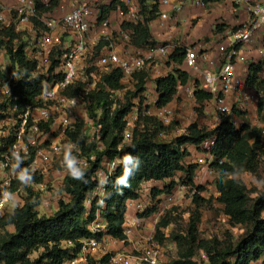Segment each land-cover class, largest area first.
Instances as JSON below:
<instances>
[{
  "label": "built area",
  "instance_id": "2783aa9c",
  "mask_svg": "<svg viewBox=\"0 0 264 264\" xmlns=\"http://www.w3.org/2000/svg\"><path fill=\"white\" fill-rule=\"evenodd\" d=\"M44 1L47 0L42 2L48 6L50 0ZM113 1L119 2L115 12L125 18L123 23L130 24L127 29L115 26L112 20L113 12L109 18L101 19V11L96 8L97 0H82L60 16L54 14L57 7L44 12L38 0H15L11 5L0 0V138H15L10 151L0 157V176L4 181L0 194V216L9 209L12 211L23 206L24 201L18 197L20 189L12 192V188L17 185L19 175L27 173L28 170L45 178L54 157L67 154L71 157L70 164L83 169L90 166L94 160L93 154L81 155L79 145L69 138L79 125L88 137V142L98 144V150L104 148L100 143V129L89 115L90 96L101 89L110 93L116 106L117 99L114 95L123 90L111 91L104 86L102 79L105 75L120 70L124 83L136 73L156 69L159 59L169 60L177 49L175 45L168 43L145 48L134 46V31L131 25H137L141 21L139 4L136 0H112L109 4ZM159 1L160 6L171 7L173 12H180L185 5L184 0ZM225 1L241 4L248 0ZM194 3L204 5L203 0H194ZM122 6L126 7V11ZM248 14V21L232 34L224 47L222 63L215 70L207 69L202 72L204 84L208 87L207 92L211 93L218 103L220 123L231 113L227 98L238 95L244 86L237 77V66L249 62L246 47L259 35L264 36V0L250 5ZM159 19L162 22L167 21L170 15L160 12ZM183 50L185 67L200 72V53L193 48ZM19 51H22L27 61L35 65L29 79H41L46 85L44 94L38 97L35 103L25 106L20 104L19 96L14 95V88L24 74L19 61L15 59ZM69 89H77L76 95L68 94ZM181 90L195 97V87L191 84L181 87ZM143 96L147 99L143 109H136V113L132 112L127 117V128L131 126L133 119L138 120L141 117L154 118L164 125L173 123L176 118L175 110L169 105L159 107V94L150 98L147 90ZM252 98L248 97L246 104L252 102ZM260 130L264 136V130ZM180 131L184 135L188 134L187 129ZM93 138L97 141H93ZM130 138L131 135L126 132L125 141ZM214 145L215 138H211L205 140L198 148L205 153V157L194 159L190 163L198 166L197 175L206 174V170L211 168L209 165L212 163L211 151ZM207 160L209 164L205 165ZM104 163L108 173L105 179H100L101 185L91 193L87 201L88 209L91 207V199L104 198L106 180L118 167L119 160ZM64 173L66 175V171ZM210 174H214L212 168ZM146 185L147 183L142 186L140 198L129 202L135 203L136 210V217L127 215L124 224L131 251L113 252L106 248L104 238L108 235L107 223L98 211L96 219L90 225V231L95 236L84 239L79 256L67 264H164L165 248L156 238V228L166 211L176 206L178 196L174 190L172 194L155 201L151 198L154 187ZM39 186L42 190L45 184L41 183ZM64 186L62 179L55 189H63ZM190 188L192 187L183 182L177 192H185ZM195 190L193 189L192 193H196ZM52 200H58L54 193L47 195L42 206L54 211L58 209V202L66 201V198L63 193V198L58 202L53 203ZM153 208L156 211L152 216V227L149 228L148 220L143 216ZM97 235H102V240Z\"/></svg>",
  "mask_w": 264,
  "mask_h": 264
},
{
  "label": "trees",
  "instance_id": "16d2710c",
  "mask_svg": "<svg viewBox=\"0 0 264 264\" xmlns=\"http://www.w3.org/2000/svg\"><path fill=\"white\" fill-rule=\"evenodd\" d=\"M136 1L143 12V20L137 25H131L134 31L133 45L138 48L159 45L153 38L151 23L159 18L160 1ZM222 1L224 0H203L206 5ZM38 4L44 12H48L59 6V0H50L48 6L38 0ZM118 5L119 2L113 1L101 7V19L109 18L111 13L118 9ZM122 7L126 11V7ZM223 26L217 25L216 31H222ZM122 27L128 28L129 25L123 23ZM15 59L19 61L24 74L14 88V95L19 96L22 106L33 104L44 94L46 85L41 79H29L35 65L26 60L22 51L18 52ZM184 61V50L176 49L168 60L171 71L156 80L159 107L170 105L180 88L190 83L191 77L184 69ZM262 71V64L249 65L245 82L247 88L260 95H264V79L260 77ZM123 77L120 70H115L110 75H105L102 81L111 91H119L124 89ZM132 77L137 80L136 91L125 104H116L114 109V100L110 93L100 89L90 96L89 115L93 119L96 118V126L101 132L100 143L104 147L102 150L97 149L98 144L88 142L81 125L69 135L71 141L79 145L81 155L93 154L94 160L85 169L69 164L64 179L65 186L62 189L66 201L61 200L57 210L42 215L39 208L44 202L43 195L36 193L33 188H28V196L23 206L6 211L0 216V264H66L79 256L84 239L95 236L90 231V225L96 219L98 211L107 223V234L114 240L128 245L129 238L125 233L124 224L129 202L140 198V191L145 183L172 180L179 173L182 174V182L195 186L197 166L185 164L188 151L182 148L186 145L199 148L205 140L211 138H215V145L211 151L213 161L210 167L217 176L215 185L219 192L218 202L223 205L224 214L233 225H250V228L236 243L217 239L202 240L197 230L198 217H193L187 235L180 241L181 258L175 264H205L203 261L198 263L194 260L197 250L207 255V264H255L263 260L264 193L250 201V191L239 177L242 173L254 172L258 160L264 155L261 130L250 128L248 125L237 129L227 118L211 131L194 123L188 127V134L179 137L176 142H164L150 133V125L146 122L143 125L138 123L131 139L125 141L127 117L136 108L134 101L141 100L147 91L150 71L145 70ZM199 86L198 83L195 86L196 102L203 105L212 101L214 96L199 89ZM76 90L69 89L68 94L74 96ZM151 119L154 118H147ZM14 141V137L0 138V157L10 151ZM128 157L132 158V162L126 165L124 161ZM112 160H119V165L106 180L105 196L91 199V207L88 209L87 201L91 193L101 185L98 173L103 169L105 161ZM126 169L130 171L125 178ZM76 172L81 175L77 177ZM122 179L123 183L120 182ZM34 180L37 184L43 183L41 177ZM173 184L172 182L168 186L167 192L173 189ZM17 190L19 187L14 185L12 192ZM165 191L157 192L155 188L152 190L155 196ZM145 214L143 218H146ZM165 216L156 228V238L161 244L167 237L165 229L170 225ZM10 227L13 229L9 231ZM97 237L102 240L103 236ZM63 244L67 246L64 247ZM40 250H43L41 255L32 260L31 255Z\"/></svg>",
  "mask_w": 264,
  "mask_h": 264
},
{
  "label": "rangeland",
  "instance_id": "374dc122",
  "mask_svg": "<svg viewBox=\"0 0 264 264\" xmlns=\"http://www.w3.org/2000/svg\"><path fill=\"white\" fill-rule=\"evenodd\" d=\"M111 1L112 0H97L96 8L100 9L103 6L109 5V2ZM258 1H262V0H248L245 3L246 13H248L249 6L252 5L254 2H258ZM12 3L13 2H11V4ZM184 8L185 5L183 6V9L180 12H182ZM139 9L141 11V20H143V12L140 7ZM126 14L128 15V11L126 12ZM116 17H118L117 18L119 21L118 25L122 26L123 22L126 21L125 18L119 14H117ZM223 27L225 28V26ZM123 29H127V28L124 27ZM238 29L239 27L231 29L230 31L232 32L231 34H233ZM258 48H261V50L264 49L263 39L262 41H259L255 45V49ZM221 63L222 60H220L219 65ZM253 63L263 65V71L260 74V77L261 79H264V53L260 54V56L258 57H252L251 61H249L248 64L251 65ZM157 65L162 66V68L165 70L169 66V62L165 58H161L157 61ZM202 69L200 70V72L196 71L195 69H188V71H190L193 77L190 84L195 87L198 83L200 84L199 89L208 91V87L204 84L203 73H202L204 70H206V67ZM146 71L149 72L151 70L147 69ZM163 75L166 74H161V76ZM245 82L246 80L243 82V85L245 87L243 86V88L241 89L243 93L239 94L238 96L239 98L236 95L227 100V103L231 109V113L228 116V118L232 123H234L237 129H241L243 126L248 125L250 128H254L257 130H260L262 128L264 130V95L263 94L258 95L256 91H254L251 96L249 94H245L247 91L249 92L251 90L246 87ZM123 84H124V89L120 93L114 95V98L117 99V104H125L128 101L132 93L136 91L137 80H135L133 77H129L127 80L124 81ZM150 89H152V91L149 92V95L151 96L150 98H153V96L155 95L153 88L151 86L146 87V90H150ZM246 96L253 97L254 104H253V98H252V102L246 104V100H244V97ZM146 100H147L146 97L143 96L141 100L134 101L136 108H134L133 113H136V109L141 111L143 109V104ZM190 100L191 101L188 105V110H187L190 117L188 122H186L185 127H184L185 123L183 124V122L178 121L177 118H174V121L171 125H164L161 121H158L156 119L147 120L141 117L138 120L135 119L132 120L131 118L132 120L131 126L128 128L126 127L124 137L126 132L129 133L132 137L133 131L138 123L143 125L144 123L148 122V124L150 125L149 126L150 133H152V135L155 136V138L158 137L164 142H176V140L179 137L183 136L184 134L182 132H179L180 130L179 127L181 126L183 127V129L188 130V127L190 125L197 123L201 128L211 131L216 129L220 125L218 103L214 99L212 101L205 102L203 105H199L196 101L192 99ZM114 108L115 106L113 107V109ZM260 109H262L261 113H260ZM180 112L182 111L180 110ZM95 119L96 118H94V122H96ZM94 131L95 130H92V132ZM261 138H262V144L264 145V136L262 135ZM92 140L97 141L96 138H93ZM187 147L188 145L184 146L182 149H186L188 151ZM190 155L191 153L188 151V157ZM58 157L59 156L54 157L51 165L49 166L50 171H48L46 176H48L49 173L51 175L53 171H60L62 172V174L63 172L66 171L67 173V168L70 164V158H71L70 155L67 154L66 156H60L59 158ZM212 161L213 159L211 160V162ZM208 164L209 162L207 160L205 165ZM210 172H211V168H208L206 170V174H202V175L196 174L194 181L195 186L193 187L191 186L192 188L188 189L185 192H180V193L177 192L181 187V185H183L182 175L179 174L176 176V178L170 180L169 184L161 183L159 184V186L154 187L157 192H163L166 190L164 193L158 196H155L154 193L152 192L151 198L154 199L155 201L158 200L159 198H163L169 194H172L174 190L178 196L176 206L171 207L168 211H166L165 214L166 215L165 218L170 221V225L165 229L168 237H165L163 241V246L165 248L163 254L164 264H175L177 261L180 260L181 258L180 241H182L183 237L187 235L189 224L193 217L196 218L198 217L197 230H198L199 238L202 240L217 239L218 241H224V242L227 241V242L236 243L249 230L250 225H233L231 221L225 216L224 207L222 204L218 202L219 192L215 185V180L217 176L215 172L214 174H210ZM107 173L108 170L104 166L103 169L99 171L98 178L101 180L105 179ZM40 177L43 179V184H45V187L42 190L39 188L40 187L39 184L35 183L34 180ZM239 177L245 182V184L247 185L250 191V196H249L251 199L250 201H252L256 197L264 193V155L258 160V166L254 172L242 173L239 175ZM172 182L174 183L173 189L170 192H167V188L168 186H170V184H172ZM3 186H4V181L0 176V194L2 192ZM17 186L20 189L18 197L20 200L24 202L26 197L28 196V192L26 191V189L28 188L35 189V192L40 195H43L42 197H44V199H46L45 196H47L48 194L54 193L56 199L58 200L57 201L52 200L53 203L58 202L60 199L63 198L62 189L56 190L55 187H52L50 183L47 182L45 183V179L43 175H40L38 173L33 174L32 170H28L27 173H23L19 175ZM193 189L197 190V191L195 190L196 193H192ZM39 210L42 215L45 213L46 214L52 213L51 208L45 209L44 206L40 207ZM9 211L11 210L9 209ZM155 211H156L155 208L149 210L148 211L149 213L145 214L146 219L152 217ZM161 220L162 219H160V221ZM8 229L10 231L13 228L10 227ZM177 237L179 238V240H177ZM63 246L65 247L67 245L63 244ZM187 247L188 245L186 246V248ZM42 252L43 250L33 253L31 255V259L35 260L41 255ZM120 252H122V250ZM194 260L197 261L198 263H201L203 261L205 264H207L208 262L207 255L201 250L196 251ZM263 260L255 264H263Z\"/></svg>",
  "mask_w": 264,
  "mask_h": 264
},
{
  "label": "crops",
  "instance_id": "0c3cea01",
  "mask_svg": "<svg viewBox=\"0 0 264 264\" xmlns=\"http://www.w3.org/2000/svg\"><path fill=\"white\" fill-rule=\"evenodd\" d=\"M82 0H59V6L55 10L54 14L57 16L63 15L71 10L72 7L78 5ZM7 5H11V2L15 0H4ZM44 2H48L44 1ZM12 3V4H13ZM245 3L233 4L229 1H222L215 4H204L197 5L194 0H185V8L182 12H173L171 7L161 6V12L169 13L170 19L167 21H161L159 18L151 23V32L153 38L156 42L162 44L168 42L169 44L175 45V48H193L200 53L198 59V66L201 70L206 67V70H215L223 58V49L227 46L228 40L232 37L231 29L240 27L242 24L248 21L249 14L246 13ZM118 13H112V20L116 27H119ZM173 15V16H172ZM222 24L225 26L222 31L217 32L216 26ZM264 40L263 35H259L258 38L254 40L250 45L246 47L248 52L249 61L252 57H258L260 54L264 53V49H255V45ZM260 46V45H259ZM257 47V46H256ZM249 63V62H248ZM237 66V77L239 82L243 83L247 78L249 64ZM172 68L167 67L165 70L162 66H158L156 69L150 71V80L147 86H151L154 93L157 95L156 91V80L161 77V74H168ZM185 70L186 67H184ZM203 70V69H202ZM191 77L190 83L193 79L190 71H188ZM165 76V75H163ZM243 81V82H242ZM189 83V84H190ZM193 86V85H192ZM149 92L152 89L148 90ZM255 90H250L248 93L250 96ZM251 92V93H250ZM241 91L239 94H242ZM237 95V97L239 96ZM236 96V95H235ZM233 97V96H232ZM231 98L228 97L227 100ZM239 98V97H238ZM248 97H244L246 100ZM190 99L196 101L195 97L188 95L185 91H179L174 101L169 105L175 110L176 118L178 121L185 123L189 120V114L187 112ZM254 104V100H253ZM179 110V111H177ZM180 110L182 112H180ZM190 124V123H189ZM188 126V125H187ZM183 129V127H179ZM179 132H181L179 130ZM188 151L191 153L187 157L185 164H190L194 159H200L205 157V153L199 151L194 145H188ZM178 175V174H177ZM179 175H181L179 173ZM49 176V177H48ZM45 177V181L50 183L52 187H58L65 178V173L60 171H53L51 175ZM176 178V177H175ZM169 181L164 182H150L147 183L148 186L157 187L159 184H169ZM51 196V195H50ZM17 200V199H15ZM128 216L136 217L135 203L130 204L128 208ZM149 228L152 227V217L148 218ZM104 245L109 251H123L130 252L131 245H125L122 242L114 240L111 236H105Z\"/></svg>",
  "mask_w": 264,
  "mask_h": 264
},
{
  "label": "clouds",
  "instance_id": "9594fccd",
  "mask_svg": "<svg viewBox=\"0 0 264 264\" xmlns=\"http://www.w3.org/2000/svg\"><path fill=\"white\" fill-rule=\"evenodd\" d=\"M131 162H132V158H131V157L126 158L125 161H124V163H125L126 165H127L128 163H131ZM128 171H130V170L126 169V176H125V178L127 177V173H128ZM75 175H76L77 177H79V176L81 175V173L76 172ZM120 182L123 183V182H124V179H122Z\"/></svg>",
  "mask_w": 264,
  "mask_h": 264
}]
</instances>
